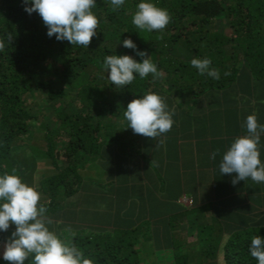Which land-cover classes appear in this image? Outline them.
Masks as SVG:
<instances>
[{"label": "trees", "instance_id": "16d2710c", "mask_svg": "<svg viewBox=\"0 0 264 264\" xmlns=\"http://www.w3.org/2000/svg\"><path fill=\"white\" fill-rule=\"evenodd\" d=\"M138 2L126 0L113 10L110 0H96L97 34L85 48L49 38L42 18L26 14L21 0H0V42L5 45L0 50V173L15 169L34 187L52 221L50 229L92 264H146L143 249L180 251L186 239L180 234L183 224L184 233L196 239L189 247L198 251L177 256L176 264L214 262L219 251L224 264H257L249 246L251 238H264V233L255 232L242 216L248 205H240L241 222L230 230L221 219L208 221L206 213L212 210L207 207L177 209L174 215L166 205L174 206L171 202L182 193L196 200V189L211 177L201 173L199 181H190L195 177L190 175L185 182L184 177L153 179L138 173L139 134L127 128L123 113L132 100L153 92L170 111L188 98L201 106H226L230 123L237 97L253 94L263 100L264 0H153L170 15L166 28L153 32L132 24ZM120 38H131L152 55L162 75L113 86L103 68L106 55H129L140 62L132 50L118 45ZM193 58H209L220 78L200 75L190 63ZM40 127L38 142L32 143ZM143 179L161 186L160 207L146 206L140 194ZM219 214L227 216L223 210ZM13 230L0 233V245Z\"/></svg>", "mask_w": 264, "mask_h": 264}, {"label": "clouds", "instance_id": "9594fccd", "mask_svg": "<svg viewBox=\"0 0 264 264\" xmlns=\"http://www.w3.org/2000/svg\"><path fill=\"white\" fill-rule=\"evenodd\" d=\"M110 3L113 10H117L126 0H110ZM21 4L29 16L36 13L42 18L46 35L54 36L58 42L88 48L97 34L99 20L92 11L96 0H21ZM169 22L167 10L157 7L153 0H139L132 16L135 28L144 32L162 31ZM118 45L132 50L140 62L129 55H106L103 68L113 86L122 88L131 85L137 77L144 79L151 74L155 79L162 75L152 62V55L139 50L131 38L123 41L120 38ZM4 46L0 42V50ZM190 63L200 75L220 78L219 70L211 66L209 58H193ZM123 115L127 128L134 134L156 139L172 129L175 113L169 110L162 96L149 92L132 100ZM243 127L247 135L235 138L223 153L219 173L235 174L233 185L249 179L264 184V161L260 158L264 124L258 123L256 115L252 114L246 117ZM216 155L213 152L210 158L215 160ZM40 200V193L24 183L15 169L0 173V233L14 226L3 244L0 260L7 264H25L31 257L30 264H92L71 241L61 239L50 229L52 221ZM249 253L257 264H264V238L259 235L251 238Z\"/></svg>", "mask_w": 264, "mask_h": 264}, {"label": "crops", "instance_id": "0c3cea01", "mask_svg": "<svg viewBox=\"0 0 264 264\" xmlns=\"http://www.w3.org/2000/svg\"><path fill=\"white\" fill-rule=\"evenodd\" d=\"M177 97V96H176ZM237 103L234 104V118L231 117V122L228 123L226 119L225 108L221 106H210L204 104L201 106L197 99H186L184 104L177 111H174L173 116L174 125L168 133L156 139L143 137L138 135L137 145L142 152L139 157V168L144 174L151 178L162 177L168 180L174 177L188 176L194 177L190 181L196 180L203 174H208L211 180H207L196 189V200L189 194L182 193L179 198L171 202L174 204L166 205L174 215L178 212L177 209L191 210L193 207L212 210L206 213L208 221L219 220L223 221V225L231 229L232 225H237L241 221L240 205H248V211H245L242 216L248 218L249 227H252L255 232L264 233V184L255 183L250 179L247 181H240L235 185L232 184V179L235 174L220 175L219 162L223 153L227 150L233 140L237 137L247 135L246 129L243 127L247 116L255 114L258 123L264 124V99L258 101L253 94L250 96H241V99L236 98ZM261 160L264 161V136H261ZM213 152H216L215 160L211 159ZM145 158V160L143 159ZM149 164V165H147ZM215 171L221 176L216 180ZM100 174L99 171H94ZM139 173V171H138ZM227 179L224 181V177ZM229 176V177H228ZM104 182V184L111 183ZM225 186H223L224 184ZM126 185H130L127 183ZM161 186L159 184H152L149 180H142V189L140 194L144 198L146 206L149 203L156 207H160ZM150 192L153 193L151 196ZM182 197L191 199L192 206L185 207L181 204ZM156 198V199H155ZM237 201V202H235ZM188 210V211H189ZM219 210L227 212V216H221ZM173 215V216H174ZM240 215L238 218L237 216ZM187 219V218H186ZM185 219V220H186ZM247 222H245L247 224ZM181 235L185 234V245L180 251L175 250H160L153 251L151 249H143V257H155L160 264H176V257L187 256L195 250L189 245L196 239L191 233H184L187 230L185 225H181ZM260 233V234H261ZM146 255V256H144ZM165 259V261H163ZM158 263V264H159ZM204 264H224L223 251L217 254V260Z\"/></svg>", "mask_w": 264, "mask_h": 264}, {"label": "rangeland", "instance_id": "374dc122", "mask_svg": "<svg viewBox=\"0 0 264 264\" xmlns=\"http://www.w3.org/2000/svg\"><path fill=\"white\" fill-rule=\"evenodd\" d=\"M43 129L40 127L38 129H36L32 135L33 137V141H31L32 143H36L38 142V138H39V134L41 133ZM2 253H3V245H0V256H2ZM146 256V255H144ZM144 258V257H143ZM148 258V261L146 260V257H145V263L146 264H158L159 263V260L155 257H147ZM163 261H165V259H163ZM160 264V263H159Z\"/></svg>", "mask_w": 264, "mask_h": 264}, {"label": "built area", "instance_id": "2783aa9c", "mask_svg": "<svg viewBox=\"0 0 264 264\" xmlns=\"http://www.w3.org/2000/svg\"><path fill=\"white\" fill-rule=\"evenodd\" d=\"M181 204H183V206L185 207H190L192 206V201L191 199L189 198H186V197H182L181 200H180Z\"/></svg>", "mask_w": 264, "mask_h": 264}]
</instances>
